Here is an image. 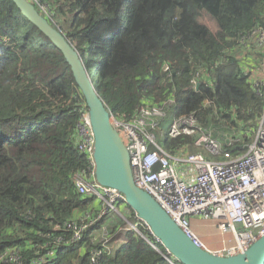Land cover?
<instances>
[{
  "label": "trees",
  "instance_id": "16d2710c",
  "mask_svg": "<svg viewBox=\"0 0 264 264\" xmlns=\"http://www.w3.org/2000/svg\"><path fill=\"white\" fill-rule=\"evenodd\" d=\"M36 1L52 11L50 24L58 18L57 29L115 119L128 122L142 106L169 100L163 134L174 118L192 114L224 151L233 149L229 140L236 141L234 153L250 143L264 97L235 53L258 52L242 43L264 29V0ZM201 14L216 30L199 22ZM85 108L62 54L12 0H0V264H92L95 252L96 264H170L149 233L119 232L123 222L109 216L70 242L65 225L97 207L74 185L88 166L76 148ZM212 127L229 137L221 141ZM160 141L175 155L193 147L191 137ZM103 227L125 243L105 252Z\"/></svg>",
  "mask_w": 264,
  "mask_h": 264
},
{
  "label": "built area",
  "instance_id": "2783aa9c",
  "mask_svg": "<svg viewBox=\"0 0 264 264\" xmlns=\"http://www.w3.org/2000/svg\"><path fill=\"white\" fill-rule=\"evenodd\" d=\"M31 1L37 4L36 0ZM242 44L264 50V29L256 28ZM261 53L264 55V51ZM253 71L255 77L264 76V59ZM262 78L253 77L251 81L260 97H264ZM190 85L197 88L198 82L192 80ZM171 106L169 100L158 106H142L128 122L111 116L112 126L128 152L133 182L160 206L194 246L209 251L191 229L189 219L192 217L210 220L217 233L230 237L221 249L209 252L221 257L244 253L264 237V106L250 143L238 153H234L236 141L229 140L227 147L233 149L224 151L219 141L201 128L192 114L174 118L163 134L160 121L166 118ZM77 133L76 148L88 166L75 174L74 185L80 195L93 198L97 207L85 212L78 221L65 225L71 233V243L79 242L83 233L103 217L113 213L119 216L117 205L124 202L122 195L98 185L95 180L94 135L86 108L77 125ZM165 136L171 140L191 137L195 149L206 151L215 160H206L201 154H172L159 144ZM133 217L151 235L135 214ZM136 228V224H130L129 228L118 231L131 230L141 236ZM105 231L103 227L105 252L114 251L125 243L123 238L111 240L114 235L109 236ZM100 254L92 255V264H96Z\"/></svg>",
  "mask_w": 264,
  "mask_h": 264
},
{
  "label": "water",
  "instance_id": "95a60500",
  "mask_svg": "<svg viewBox=\"0 0 264 264\" xmlns=\"http://www.w3.org/2000/svg\"><path fill=\"white\" fill-rule=\"evenodd\" d=\"M12 2L22 16L62 54L71 69L94 135L93 158L97 184L122 195L126 206L149 228L152 238L162 246L165 252L163 258L170 264H264V237L244 253L231 257L217 256L194 246L160 206L135 186L128 152L112 126L111 115L93 86L79 53L31 3L27 0Z\"/></svg>",
  "mask_w": 264,
  "mask_h": 264
},
{
  "label": "crops",
  "instance_id": "0c3cea01",
  "mask_svg": "<svg viewBox=\"0 0 264 264\" xmlns=\"http://www.w3.org/2000/svg\"><path fill=\"white\" fill-rule=\"evenodd\" d=\"M258 54H261V53L257 52L255 54H252L251 52L247 50H243V49L235 53V57L239 60L240 65L242 66L243 72L247 74L248 76H250V80H252V78L255 77V72L253 71L254 69H251V68H255L254 62L259 61V60L262 61L264 58V56H261V55L258 56ZM260 77L262 78L264 76L261 75ZM183 153L201 154L200 150H197L193 147L188 148V147L183 146L181 149L176 151L177 155L183 154ZM119 209H121V211L125 210L123 208H119ZM189 220H190L191 229L193 230V232L202 241V243L206 246V248L211 252H215L221 249L224 243L230 240L229 236H226V235L222 236L219 233H217L213 228L212 222L208 219L192 217ZM123 227L124 226L122 225L120 228H123ZM214 235L222 237V239L217 240L215 239Z\"/></svg>",
  "mask_w": 264,
  "mask_h": 264
},
{
  "label": "rangeland",
  "instance_id": "374dc122",
  "mask_svg": "<svg viewBox=\"0 0 264 264\" xmlns=\"http://www.w3.org/2000/svg\"><path fill=\"white\" fill-rule=\"evenodd\" d=\"M38 9H39V12H40V14L42 15V16H44L45 17V19L48 21V18L50 17V15L52 14V11L47 7V6H42V4H39V6H38ZM199 19V22H201L202 24H204V25H207V27L211 30V31H214V30H216V27H215V25H214V22L209 18V17H207L206 15H204V14H201L200 15V17L198 18ZM58 18H54V24L57 26L58 25ZM52 24V23H51ZM54 24H52V26L54 27V28H58V26L56 27ZM258 50V52H263L264 50H260V49H257ZM264 56L263 55V53L262 54H258V56ZM258 66V64L255 66V67H257ZM255 79L256 78H261V77H254ZM261 79H263V78H261ZM249 81H250V83H251V81L252 80H250V76H249ZM212 130H213V133H217V137H219L220 139H221V141H223L225 138H227V137H229V135L227 134V132L225 131V130H223V129H217V128H213L212 127ZM253 131V127H250L249 129H247V132L248 133H251ZM159 144H160V146H162V147H165L164 146V144L163 143H161V141H159ZM200 153L201 154H203V156H204V158L206 159V160H215V159H212L207 153H206V151H204V150H200ZM117 208H118V212H119V216H117V214L116 213H111L112 215H109V217H112L111 219H119L120 221H122L123 222V228H129V226H130V224H136L137 225V228L139 229V228H142L143 229V224L142 223H137L136 221H135V219H134V217L132 216V213L131 212H129L128 210H126V208L125 207H122V205H117ZM119 208H123V209H125L124 211H121V209H119ZM115 209H116V207H115ZM126 211V212H125ZM124 212V213H123ZM136 228V229H137ZM145 228V227H144ZM137 229V230H138ZM146 232V231H145ZM148 233V232H147ZM214 237H215V239H217V240H221L222 239V237H219V236H217V235H214ZM151 243V242H150ZM152 247L155 249V246H154V244H152ZM113 248H115V245H114V243H113Z\"/></svg>",
  "mask_w": 264,
  "mask_h": 264
},
{
  "label": "clouds",
  "instance_id": "9594fccd",
  "mask_svg": "<svg viewBox=\"0 0 264 264\" xmlns=\"http://www.w3.org/2000/svg\"><path fill=\"white\" fill-rule=\"evenodd\" d=\"M29 3H31L34 7L36 6V7H38L39 5H38V2H37V4L36 3H34V2H32L31 0H27ZM37 10V9H36ZM38 11V10H37ZM40 13V12H39ZM85 104V103H84ZM77 135H78V133H77ZM79 138V137H78ZM78 143V142H77ZM79 194V193H78ZM85 197V196H84Z\"/></svg>",
  "mask_w": 264,
  "mask_h": 264
}]
</instances>
